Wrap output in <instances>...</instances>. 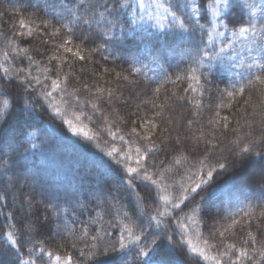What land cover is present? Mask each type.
<instances>
[{"label": "snow or ice", "instance_id": "snow-or-ice-1", "mask_svg": "<svg viewBox=\"0 0 264 264\" xmlns=\"http://www.w3.org/2000/svg\"><path fill=\"white\" fill-rule=\"evenodd\" d=\"M17 3L9 10L17 19L0 31V264H264L257 237L264 236V0ZM96 55L116 67L81 83L74 62L97 65ZM37 56L46 59L43 80L32 73ZM174 64L183 68L169 72ZM153 66L159 72L149 75ZM148 84L155 87L146 91ZM168 84H186L184 93L200 99ZM214 86L216 109L239 105L231 138L218 111L201 123ZM162 89L169 94L158 102ZM180 101L196 106L192 118L173 115ZM85 105L105 119L107 105L125 124L116 105L134 106L136 140L111 124V141L104 139ZM206 225L209 237L225 241L241 226L245 246L224 242L210 254ZM49 244L69 245L77 256Z\"/></svg>", "mask_w": 264, "mask_h": 264}, {"label": "trees", "instance_id": "trees-1", "mask_svg": "<svg viewBox=\"0 0 264 264\" xmlns=\"http://www.w3.org/2000/svg\"><path fill=\"white\" fill-rule=\"evenodd\" d=\"M0 14H3L2 16H0V25H2V23L6 26L9 27L13 24V22L17 19V17L13 14H11L9 11H6L4 9H1ZM77 36H79V34H77ZM77 43H79V39L76 40ZM92 46V42L89 41L85 47H91ZM69 58L71 59V56L69 55ZM94 59L96 61L99 60L98 55H96L94 57ZM102 66H104L103 64H101V62L97 65H93L92 62H88V63H83V62H79L76 61L74 62V71L76 73L77 76H81V83L82 82H91V80L93 79V77L90 75L93 71L95 72H102ZM106 66L108 67H116L114 64H107ZM85 69V72L83 74L80 73V69L81 68ZM124 67V66H122ZM181 68H176L175 71H179ZM119 70V68L117 69ZM173 71V72H175ZM103 80H108L111 81L112 78L110 76H104ZM102 86L103 85V81H101ZM154 86L151 85H146L144 86L145 90L147 91L148 89L152 88ZM169 92L171 90H175L176 94L178 96H185L187 95L189 97V99L195 100V99H200L199 97H197L195 94L193 93H184L183 89L185 87H187L186 84H181L179 88L176 87V85H172V84H168L165 86ZM169 92H165L162 89L161 92V100L158 102H163V96L164 95H168ZM148 95H151L150 92H148ZM215 92L214 95L212 97L211 100H209L207 97H205L203 99V106L200 108V112H201V123L207 124V121L211 118H213L214 113L216 111L219 112L220 117H224L227 116L229 118V129H225V133L226 135L231 138L232 137V133L230 131V129L232 127H235V120L237 118H239L241 116V113L238 111L239 105L234 106L232 108H228V107H224L222 109H216L215 105H216V99H215ZM253 102L259 104L260 100L259 98L254 94L253 95ZM133 105H135L136 103H139L138 99H134L131 102ZM226 103V101H225ZM208 105H212L211 108L208 107ZM116 107L119 109V116L123 117L124 120L128 121L127 124L122 123L120 119H118L115 115H112L114 117V119H116L117 124L119 125L120 129H121V134H123L125 136V139L128 141H134L136 140V137L131 135V128L132 127H136L137 131H140V124L139 121H137L136 124H132V120H135L136 117L135 116H130V113H133L136 111L135 107H121L120 105H116ZM175 108L176 111L174 112V116L176 117V119L183 121L184 119H188V118H192L191 117V113L193 111L196 110V106L194 104H190L187 101H180L179 103L175 104ZM145 112L147 111V109L144 110ZM248 112H251V108L248 109ZM150 114V113H149ZM221 125L223 124V121L221 120ZM41 127L44 126L43 122H40ZM219 131V129H218ZM131 146L133 148L136 147L135 143H132ZM161 159H164L163 156L160 157ZM170 159V157H169ZM167 162V161H166ZM191 165L186 164L183 167H180L179 172L177 173V178H179L180 175H182L184 173L185 168L190 167ZM243 223V222H242ZM79 228H77V234H79L78 231ZM253 231L255 232V229H253ZM236 234L235 235H231L229 236L228 240L229 242H233L236 243L237 247H242L245 246L243 244V240L247 239V232L246 230L242 229L241 226H237L236 230H235ZM257 237H258V244L259 243H264V236H261L260 234L257 233ZM228 242V241H226ZM79 246H82V244H80ZM48 247L50 249H52L53 251H57L58 253L65 255L66 253H70L72 254L73 258L75 259L77 256V252L72 249L69 245H65L64 248H58L55 244H49ZM248 247H252L251 244L248 245ZM205 264H209L208 262H205Z\"/></svg>", "mask_w": 264, "mask_h": 264}, {"label": "rangeland", "instance_id": "rangeland-1", "mask_svg": "<svg viewBox=\"0 0 264 264\" xmlns=\"http://www.w3.org/2000/svg\"><path fill=\"white\" fill-rule=\"evenodd\" d=\"M18 6H19V4L17 3V0H0V11H1V9H4L6 11H9L13 7H18ZM28 11L30 12V11H32V9H29ZM27 14L28 13L26 12L25 15H27ZM53 22H55V21H53ZM10 27L11 26L6 27L2 23V25H0V31L7 32ZM56 40L59 41L60 40V37H57ZM47 47L50 48V49L51 48H54L55 47V41L53 43L48 44ZM41 51L43 52V48L41 49ZM47 55H51V52H48ZM98 58H99L98 61L101 62V64L104 65V62L100 60V56L99 55H98ZM2 59H3V57L0 56V60H2ZM17 59L19 60V58H17ZM36 59L38 61V64H34L32 66V73H33V75H40L41 79L43 80L45 74H42V69L46 65V59L43 56H37ZM120 63H121V66H124V68H127L128 65L126 63H123V62H120ZM23 64H24V66H27V61L26 60L23 61ZM53 64H55V61H53ZM109 64H111V63H109ZM16 66L19 67L20 66V63L17 62L16 63ZM104 66H106V65H104ZM176 68L177 67H175V64H174V66L172 68H169L168 71L169 72H173V71H175ZM180 68H183V65L182 64L180 65ZM156 72H159V69H155L154 66H153V72L152 73H149V75H153ZM46 75H49L51 77V79H55L56 78V76L54 74H52V73H46ZM44 83L45 84H50V81L49 80H44ZM216 84L220 88L225 87V84L224 83H221L220 81H216ZM149 85L155 87V85H153V84H149ZM101 86H102V83H101ZM69 87L70 88L71 87H80V84L79 83H71L69 85ZM213 91L215 92V86H214ZM54 95H55V93H54ZM217 96H218V94L215 95L216 103L218 102ZM80 98H81V101L82 102L86 98V93H83V90H82V92L80 94ZM88 98L91 99V97H88ZM58 99H59V97H58ZM101 108L104 110V112H105V114L107 116V119H105V117H102L99 112H96V114L93 115L92 111L90 110L91 109V106L90 105H85L83 110L89 116L92 117V123L90 124V127H93V128L99 127L102 130L101 131V135L103 136V138L106 139V140L111 141V137L109 135H107V129H105V124H111V131H117V129H119L120 131H119L118 134H121V129H120L119 125L117 124L116 119H114V117L112 115H109L108 114V106L107 105H101ZM76 110H79V108H77ZM69 118H71L70 114H69ZM56 123H58V122H56ZM84 123L85 124H89V121L87 119H85L84 120ZM46 126L47 125L44 124L43 127H46ZM115 143H116V145L118 147H124L125 146L119 140H116ZM63 163L65 165H70L71 162L65 160V161H63ZM221 207H222V209L227 207V200L226 199H225V203ZM84 219H86V217H84ZM77 228H79V227H77ZM4 230L5 229H4L3 225L0 224V233H2ZM78 231H79V229H78ZM203 231L205 233V236L209 239V243L215 245V248L210 249V254H216L217 251H222L223 250V244H224V242H226V241L229 242L228 238H229L230 234H226V241H225V240H221L218 237L217 238L209 237L208 236V226L207 225L204 227ZM54 252H57V251H54ZM58 254H60V253H58ZM60 255L61 256H64L62 254H60ZM207 262L209 264H212L211 261H207Z\"/></svg>", "mask_w": 264, "mask_h": 264}]
</instances>
